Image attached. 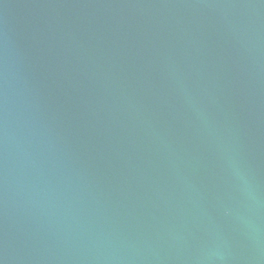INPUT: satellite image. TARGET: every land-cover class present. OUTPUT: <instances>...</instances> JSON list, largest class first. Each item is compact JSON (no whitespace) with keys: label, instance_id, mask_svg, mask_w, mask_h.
Returning a JSON list of instances; mask_svg holds the SVG:
<instances>
[{"label":"water","instance_id":"1","mask_svg":"<svg viewBox=\"0 0 264 264\" xmlns=\"http://www.w3.org/2000/svg\"><path fill=\"white\" fill-rule=\"evenodd\" d=\"M0 264H264V0H0Z\"/></svg>","mask_w":264,"mask_h":264}]
</instances>
